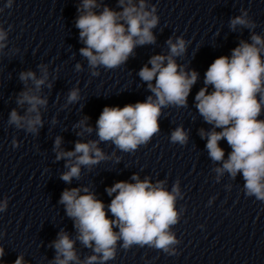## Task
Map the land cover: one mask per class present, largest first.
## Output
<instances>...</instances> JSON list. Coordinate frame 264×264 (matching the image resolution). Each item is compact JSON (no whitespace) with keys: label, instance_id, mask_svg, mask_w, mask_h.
Instances as JSON below:
<instances>
[{"label":"clouds","instance_id":"obj_1","mask_svg":"<svg viewBox=\"0 0 264 264\" xmlns=\"http://www.w3.org/2000/svg\"><path fill=\"white\" fill-rule=\"evenodd\" d=\"M119 4L123 6L122 12L105 6L102 13L96 14L91 10L96 7V0H83L84 13L78 17L76 27L80 30V39L86 45L80 52L93 68L98 65L116 68L128 59L137 45L155 42L151 31L158 23L155 8L145 10V0H140L139 7L133 5L132 0H127V3L119 0ZM236 25L249 26V21L239 16L231 21L233 29ZM5 38L6 33L0 29V41ZM251 39V44L241 41L232 50L231 58L220 56L214 60L205 73V85L213 86L214 91L206 94L207 87L202 88L195 99L204 120L213 124L214 128L223 129L208 133L201 130V136H207L206 148L210 158L217 162L223 161L222 167L215 171L219 174L227 171L233 178L237 173H242L247 195L264 201V120L257 119L264 104V60L260 54L264 50V40L255 34ZM168 44L170 55L153 56L149 61L151 68L145 65L139 71L140 78L148 82L155 99L149 96L145 102L127 104L123 108L104 107L96 122L101 141H112L123 151L135 150L159 131L158 118L162 106L186 105L198 74L195 71L185 72L183 68L178 71L179 66L173 60L174 56L184 53L185 41L178 38L175 43L169 40ZM3 47L4 44L0 43V48ZM41 67L43 75L39 79L32 71L20 74V79L25 83L29 79L33 81L37 92L47 79V69ZM79 67L77 65V69ZM154 79L153 86L151 82ZM77 99V90L71 91L68 102ZM17 103H27V112L35 115L20 116L13 110L9 123L17 127L26 125L29 132H37V126H42L38 106L45 105L47 101L28 90L20 94ZM86 120L87 117L80 122L82 127ZM84 130L92 131L90 127H84ZM187 139L182 128H177L171 135L173 143L185 144ZM221 139H226L231 147L227 160H224V150L218 144ZM60 144L61 138L57 137L56 149H59ZM73 157L75 162L72 161ZM56 158H68L65 166L69 170L63 173L61 179L70 183L73 177L79 178L81 165L96 164L104 159V155L96 141H78L73 151H59ZM132 179L136 183L120 181L106 189L109 196L117 193L107 209L115 219L108 217L104 203L89 193L87 188L83 189L84 195L79 194V188L63 191L60 203L65 205L67 215L74 220L78 239L86 247L93 248L94 253L100 254L88 257L84 264H94L98 260L103 264L113 259L116 243L120 239L125 249L134 244L149 245L166 252L170 245L177 242L168 229L178 219L174 209L178 186L169 193L162 184L152 186L147 179L140 181L136 175ZM2 210L3 207H0ZM114 226L119 228L118 232L113 230ZM53 243L56 249L55 264L78 261L74 241L67 233H59ZM3 255L4 250L0 247V258ZM15 264H23V257H18Z\"/></svg>","mask_w":264,"mask_h":264}]
</instances>
